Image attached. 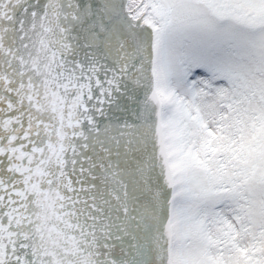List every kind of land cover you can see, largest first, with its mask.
Returning <instances> with one entry per match:
<instances>
[{
	"label": "snow or ice",
	"instance_id": "6c2138e0",
	"mask_svg": "<svg viewBox=\"0 0 264 264\" xmlns=\"http://www.w3.org/2000/svg\"><path fill=\"white\" fill-rule=\"evenodd\" d=\"M0 264H264V0H0Z\"/></svg>",
	"mask_w": 264,
	"mask_h": 264
}]
</instances>
